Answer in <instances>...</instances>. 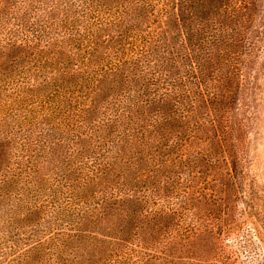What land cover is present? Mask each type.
<instances>
[{
  "label": "rangeland",
  "instance_id": "rangeland-1",
  "mask_svg": "<svg viewBox=\"0 0 264 264\" xmlns=\"http://www.w3.org/2000/svg\"><path fill=\"white\" fill-rule=\"evenodd\" d=\"M244 1L251 45L234 49L239 72L219 106L228 128L200 111L155 119L172 113L143 107L133 119H89L121 123V135L134 137L99 154L104 132L61 141L29 111L16 149L3 125L15 119H0V193H10L0 196V264H24L31 252L25 264H264V0ZM30 4L0 0V38L19 31V15L32 25ZM155 120L151 136L164 139L152 137L146 151L135 136Z\"/></svg>",
  "mask_w": 264,
  "mask_h": 264
},
{
  "label": "trees",
  "instance_id": "trees-1",
  "mask_svg": "<svg viewBox=\"0 0 264 264\" xmlns=\"http://www.w3.org/2000/svg\"><path fill=\"white\" fill-rule=\"evenodd\" d=\"M31 2L27 10L37 17L32 25L26 14L19 15V31L0 38V119H15L3 124L13 129L7 140L14 148L22 147L16 140L24 124L19 119L27 111L33 119L48 120L61 141H66L62 133H71L74 141L104 132L94 140L99 154L103 146L113 152L126 140L133 144L134 137L121 135L127 129L121 123L101 120L99 127V121L89 119H133L143 107L160 105L172 113L155 119H191L200 111L213 125L229 127V116L220 115L219 106L227 103L229 84L239 72L234 49L251 45L244 0ZM164 19V29L155 33L151 25ZM23 30L29 32L25 38ZM150 124L135 136L146 151L152 137L157 143L164 139L151 136L159 121ZM7 179L9 175L4 182L11 186ZM2 190L0 196H10L8 187ZM31 255L24 264L32 261Z\"/></svg>",
  "mask_w": 264,
  "mask_h": 264
}]
</instances>
